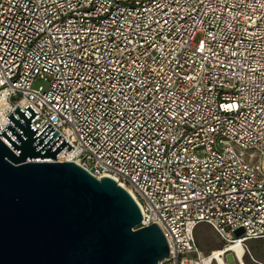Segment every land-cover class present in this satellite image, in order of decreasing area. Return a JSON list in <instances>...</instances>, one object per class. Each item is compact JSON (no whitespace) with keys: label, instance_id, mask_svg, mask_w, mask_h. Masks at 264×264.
I'll use <instances>...</instances> for the list:
<instances>
[{"label":"built area","instance_id":"1","mask_svg":"<svg viewBox=\"0 0 264 264\" xmlns=\"http://www.w3.org/2000/svg\"><path fill=\"white\" fill-rule=\"evenodd\" d=\"M0 102L131 193L161 264H264V0H0Z\"/></svg>","mask_w":264,"mask_h":264},{"label":"water","instance_id":"2","mask_svg":"<svg viewBox=\"0 0 264 264\" xmlns=\"http://www.w3.org/2000/svg\"><path fill=\"white\" fill-rule=\"evenodd\" d=\"M6 116L0 136V264H161L167 240L154 222L137 228L141 211L130 192L108 176L93 177L57 154L72 146L27 104ZM39 139V140H37ZM242 232L239 229L237 234Z\"/></svg>","mask_w":264,"mask_h":264},{"label":"rangeland","instance_id":"3","mask_svg":"<svg viewBox=\"0 0 264 264\" xmlns=\"http://www.w3.org/2000/svg\"><path fill=\"white\" fill-rule=\"evenodd\" d=\"M32 88L42 86L46 88V82L40 79H34L31 83ZM196 237L199 242L200 249L204 252L212 248H219L222 245L221 240L214 234L212 229L206 224H200L196 229ZM248 250L254 258L264 263V238H256L246 242Z\"/></svg>","mask_w":264,"mask_h":264},{"label":"bare ground","instance_id":"4","mask_svg":"<svg viewBox=\"0 0 264 264\" xmlns=\"http://www.w3.org/2000/svg\"><path fill=\"white\" fill-rule=\"evenodd\" d=\"M7 107H8V105H6L4 103L2 104L0 102V127L3 126L7 122V118L2 116L3 111H5L7 109ZM57 157L60 158L62 156H61V154H59Z\"/></svg>","mask_w":264,"mask_h":264},{"label":"trees","instance_id":"5","mask_svg":"<svg viewBox=\"0 0 264 264\" xmlns=\"http://www.w3.org/2000/svg\"><path fill=\"white\" fill-rule=\"evenodd\" d=\"M195 235H196V232H195ZM212 249H215V248H212Z\"/></svg>","mask_w":264,"mask_h":264}]
</instances>
